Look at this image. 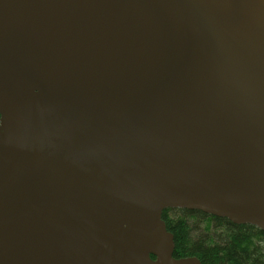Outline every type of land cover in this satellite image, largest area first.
Here are the masks:
<instances>
[{
	"label": "water",
	"instance_id": "water-1",
	"mask_svg": "<svg viewBox=\"0 0 264 264\" xmlns=\"http://www.w3.org/2000/svg\"><path fill=\"white\" fill-rule=\"evenodd\" d=\"M167 208L264 231V0H0V264H201Z\"/></svg>",
	"mask_w": 264,
	"mask_h": 264
},
{
	"label": "trees",
	"instance_id": "trees-1",
	"mask_svg": "<svg viewBox=\"0 0 264 264\" xmlns=\"http://www.w3.org/2000/svg\"><path fill=\"white\" fill-rule=\"evenodd\" d=\"M162 218L174 236V258L195 256L201 264H264V231L254 225L181 208L164 209Z\"/></svg>",
	"mask_w": 264,
	"mask_h": 264
}]
</instances>
